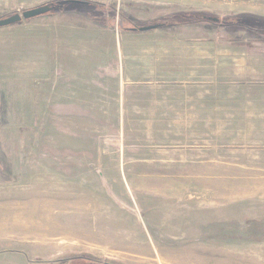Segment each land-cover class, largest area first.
Wrapping results in <instances>:
<instances>
[{"label":"rangeland","instance_id":"374dc122","mask_svg":"<svg viewBox=\"0 0 264 264\" xmlns=\"http://www.w3.org/2000/svg\"><path fill=\"white\" fill-rule=\"evenodd\" d=\"M56 1L67 0H0V19ZM71 1L89 5L0 28V264H264V133L238 132L229 146L219 135L230 132L198 113L214 106L203 95H53L54 51L31 40L60 21L77 29L76 49L111 61L135 43L249 49L262 45L252 32L226 28L264 19V0Z\"/></svg>","mask_w":264,"mask_h":264},{"label":"crops","instance_id":"0c3cea01","mask_svg":"<svg viewBox=\"0 0 264 264\" xmlns=\"http://www.w3.org/2000/svg\"><path fill=\"white\" fill-rule=\"evenodd\" d=\"M34 22L41 24L46 21L36 19ZM59 22H55L57 26L54 28H45L42 32L34 30L31 39L32 44L40 42L44 52L48 49L54 51L53 95H124L126 87L129 95H203L212 99L214 106L206 110L197 109L198 113L213 117V132H230L227 135L229 139L226 135H219L220 139L226 138L224 141L229 142V146L237 140L238 132L264 133L263 43L249 49L244 45L220 44L205 38L189 43L178 40V43H135V46L127 45L128 48L120 46L111 61L107 50L99 52L88 45L84 50L76 49L77 29ZM31 40L22 36L21 46H31ZM79 67L83 74L88 69L99 72L100 81L94 86L85 74L80 76ZM124 68L128 69L131 77L148 76L146 83L128 85L121 77ZM11 84H17L14 76ZM81 84L83 86L79 88ZM8 95L13 94L9 92ZM54 105L56 113V106L60 105L61 109L62 102ZM184 111L188 114L190 108H184ZM57 115L62 117V112ZM63 116L73 118L71 112Z\"/></svg>","mask_w":264,"mask_h":264},{"label":"flooded vegetation","instance_id":"af4514ba","mask_svg":"<svg viewBox=\"0 0 264 264\" xmlns=\"http://www.w3.org/2000/svg\"><path fill=\"white\" fill-rule=\"evenodd\" d=\"M255 17L251 18L252 20L249 21L248 18L244 16H240L238 18V23L235 24V26L226 28V30H231V32L238 33H244L248 34L250 32L253 33L252 36L257 37L256 41L260 44L263 43L264 45V19H254ZM55 264H111L107 262H101L98 260H95L90 257L85 256H70L66 258H62L59 261H57Z\"/></svg>","mask_w":264,"mask_h":264},{"label":"water","instance_id":"95a60500","mask_svg":"<svg viewBox=\"0 0 264 264\" xmlns=\"http://www.w3.org/2000/svg\"><path fill=\"white\" fill-rule=\"evenodd\" d=\"M52 11H53V7L49 5H43L31 10L24 11L22 14H14L7 18L0 19V28L12 26L20 23L21 21H27V20L39 18L41 16L51 13Z\"/></svg>","mask_w":264,"mask_h":264},{"label":"trees","instance_id":"16d2710c","mask_svg":"<svg viewBox=\"0 0 264 264\" xmlns=\"http://www.w3.org/2000/svg\"><path fill=\"white\" fill-rule=\"evenodd\" d=\"M61 4L89 5L87 3H81V2H78V1L67 0V1H56L54 3L49 4V6H51V7H57L58 5H61ZM7 17H9V16H7ZM7 17H5V18H7Z\"/></svg>","mask_w":264,"mask_h":264}]
</instances>
